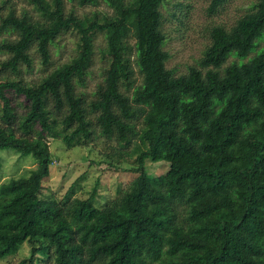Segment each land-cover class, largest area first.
Listing matches in <instances>:
<instances>
[{"label": "trees", "instance_id": "obj_1", "mask_svg": "<svg viewBox=\"0 0 264 264\" xmlns=\"http://www.w3.org/2000/svg\"><path fill=\"white\" fill-rule=\"evenodd\" d=\"M164 1L103 0L111 14L79 17L76 7L99 0H28L36 19L13 11L0 18V31L15 36L0 43L9 55L0 72L13 75L0 77V150L35 164L0 184V261L29 242L38 247L19 264H34L37 252L53 264H264V48L249 57L264 40V0L230 29L213 27L200 68L178 76L165 65ZM224 2L211 0L210 9ZM68 32L76 54L25 82L30 51L47 67L50 46ZM97 34L106 65L88 101L78 88ZM10 93L26 102L23 114ZM98 135L117 146L107 166L136 175L128 188L102 207L96 188L85 199L41 198L52 164L46 140L71 149ZM146 161L167 170L152 182Z\"/></svg>", "mask_w": 264, "mask_h": 264}, {"label": "rangeland", "instance_id": "obj_2", "mask_svg": "<svg viewBox=\"0 0 264 264\" xmlns=\"http://www.w3.org/2000/svg\"><path fill=\"white\" fill-rule=\"evenodd\" d=\"M210 2L211 0H165L160 7L162 31L166 36L163 49L169 55L165 65L176 76L185 74L189 67L200 68L198 61L210 44L211 29L215 26L230 29L239 18L254 10L257 0H225L213 11L210 9ZM65 6L66 11H69L72 5L65 2ZM9 11H13L16 16L28 14L37 18L28 0H9L0 9V18ZM75 12L79 17L92 13L101 16L111 14L112 10L103 0H99L97 6L76 7ZM14 39V35L0 31V43ZM105 45L104 36L97 34L94 39V55L89 76L85 86L78 88L88 101L94 98L95 90L103 81V68L106 65L103 58ZM262 48H264V40L259 42L256 51L249 57ZM50 53L51 62L49 66L43 67L38 54L32 49L30 51L32 68L28 70L21 66L19 76L27 83H37L49 72L68 62L76 54V36L70 32L61 35L56 44L50 46ZM8 57L6 52H0V63ZM232 61L236 59L230 57L222 68ZM2 76L13 77L7 70L0 72V77ZM137 77L139 81L138 74ZM9 96L16 113L23 114L27 109L24 99L12 93ZM46 141L49 145L52 164L48 178L42 182L40 197L43 199L51 198L62 202L67 194H70L72 198L85 199L96 188L95 204L97 207H102L126 190L136 177L128 171L115 170L107 166L104 162L106 155L112 156L117 146L114 141H107L100 135L93 137L92 142L87 146L71 149H68L60 140L47 139ZM0 158V184L11 178L26 177L35 168L31 157L23 158L12 149L0 150ZM114 159L120 166L132 164V160L128 158L122 160L114 156ZM122 161L127 162L123 164ZM145 167L152 182L167 170L165 163L146 161ZM37 247V244L25 242L16 255L1 260L0 264H19L21 260L30 257L32 248ZM35 258L34 264H53L46 253L37 252Z\"/></svg>", "mask_w": 264, "mask_h": 264}]
</instances>
